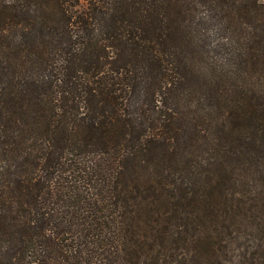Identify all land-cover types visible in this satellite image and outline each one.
Returning a JSON list of instances; mask_svg holds the SVG:
<instances>
[{"label":"trees","instance_id":"1","mask_svg":"<svg viewBox=\"0 0 264 264\" xmlns=\"http://www.w3.org/2000/svg\"><path fill=\"white\" fill-rule=\"evenodd\" d=\"M0 264H264V0H0Z\"/></svg>","mask_w":264,"mask_h":264},{"label":"rangeland","instance_id":"2","mask_svg":"<svg viewBox=\"0 0 264 264\" xmlns=\"http://www.w3.org/2000/svg\"><path fill=\"white\" fill-rule=\"evenodd\" d=\"M243 223H245V221H243ZM242 228H244V226H242Z\"/></svg>","mask_w":264,"mask_h":264}]
</instances>
